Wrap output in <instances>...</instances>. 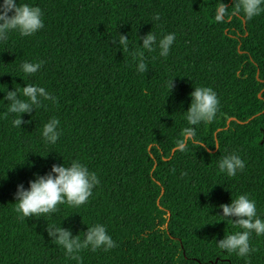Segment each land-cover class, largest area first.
Wrapping results in <instances>:
<instances>
[{
    "label": "trees",
    "instance_id": "1",
    "mask_svg": "<svg viewBox=\"0 0 264 264\" xmlns=\"http://www.w3.org/2000/svg\"><path fill=\"white\" fill-rule=\"evenodd\" d=\"M21 2L42 9L44 26L0 41V91L36 83L56 103L21 114L28 123L14 128L0 101V264H76L47 235V224L60 223L81 238L102 223L115 241L108 251L82 249L81 264H264V235L250 236L247 262L215 245L239 230L216 216L231 197L248 193L264 219V12L245 20L231 14L236 0H223L229 15L218 22L220 0ZM149 31L175 40L167 57L146 52L138 73L111 41L120 33L135 49ZM25 60L43 64L26 76ZM200 85L219 103L213 121L194 126L196 144L183 111ZM52 116L60 136L45 144L39 132ZM233 151L245 167L228 177L216 162ZM72 159L99 179L87 202L19 218L16 185Z\"/></svg>",
    "mask_w": 264,
    "mask_h": 264
},
{
    "label": "clouds",
    "instance_id": "2",
    "mask_svg": "<svg viewBox=\"0 0 264 264\" xmlns=\"http://www.w3.org/2000/svg\"><path fill=\"white\" fill-rule=\"evenodd\" d=\"M223 0H220L215 9V19L219 22L229 15ZM264 12V0H236L231 14H242L245 20L252 19ZM160 14L154 13L152 21L159 23ZM42 9L29 2L21 0H0V41H6L10 33H16L21 37L31 36L43 28ZM141 42L138 47L131 49L129 40L125 35L120 34L116 40L111 41L121 52H128L131 60L135 62V70L138 73L147 71L145 53L154 50L160 57H167L175 40L174 32H166L157 37L152 31L147 32L143 37H137ZM43 61H23L20 70L26 76L36 73L42 66ZM172 81V80H171ZM171 81L169 87L171 88ZM11 90H2L3 97L0 101H7L6 110L3 115L13 114L11 126L21 128V124H27L22 120L21 114H30L33 110L43 106V101L56 103L53 96L43 86L36 83H24V86L16 84ZM190 102L187 110L183 111L187 127L184 128L186 137L192 139L193 143L199 144L195 139L196 128L201 123L213 121L218 110V98L216 92L208 86H195L189 93ZM59 120L49 117L40 129L41 140L45 144H54L60 136ZM183 150V143L179 144ZM216 167L219 172L228 177L235 176L245 167V161L233 151L217 159ZM34 178L28 181L27 188L23 183L16 185L14 192L15 211L19 218L43 217L45 214H52L56 211L58 204H68L73 207L80 206L87 202L92 190L99 184L95 172L91 171L78 159H72L68 164H52L48 172L43 175L33 174ZM220 214L216 215L221 220L230 219L234 228L233 231L217 241L215 245L221 251L235 253L237 257H243L247 262L248 254L253 251L250 248L249 238L255 233L256 236L264 235V219L257 213L256 202L250 198L248 193H240L230 198V202L221 203ZM235 219H232V218ZM220 220V221H221ZM47 235L56 245L64 250L67 258L81 264L79 253L82 249H89L95 252L97 249L108 251L115 247V241L107 233L106 226L102 223L87 225L81 238L78 234H72L71 229L55 224H47ZM79 233V232H78Z\"/></svg>",
    "mask_w": 264,
    "mask_h": 264
}]
</instances>
